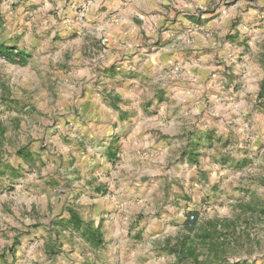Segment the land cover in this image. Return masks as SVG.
I'll list each match as a JSON object with an SVG mask.
<instances>
[{"label":"rangeland","instance_id":"1","mask_svg":"<svg viewBox=\"0 0 264 264\" xmlns=\"http://www.w3.org/2000/svg\"><path fill=\"white\" fill-rule=\"evenodd\" d=\"M166 2L153 32L119 39L106 30L119 18L113 0H0V46L27 55H0V264H83L81 253L107 264V242L59 221L91 217L96 180L111 198L140 172L166 198L130 222L159 221L136 264H264V0L182 5L196 43L175 50L159 44L176 29L177 2ZM108 41L118 50L101 70L92 47ZM97 108L122 126L91 121ZM149 115L173 136L160 145L152 129L133 148Z\"/></svg>","mask_w":264,"mask_h":264},{"label":"crops","instance_id":"2","mask_svg":"<svg viewBox=\"0 0 264 264\" xmlns=\"http://www.w3.org/2000/svg\"><path fill=\"white\" fill-rule=\"evenodd\" d=\"M177 2V9L172 10L169 7V11L167 13L168 17H175V22H173L172 27L175 26L176 29L168 30L164 34L168 37V39H164L159 41V44L163 47L162 50H175L181 47H188L187 49L193 48L194 44L196 43V37L193 36L194 33H189L190 31H186L181 28V25L190 26L191 23V12H185V16H182L180 12V8L182 5H186L188 8L194 7L197 2L202 3L204 6L209 0H175ZM113 4L116 5V9L119 12V18L117 19L116 23L115 20L111 23H107L108 30L107 34L110 35L114 32V28L117 27L116 32L113 37L119 36V39L126 38L130 33L137 35L138 38H143L144 35L150 34L149 31L153 32L155 28L161 24V20L163 18V10L162 4H165L166 0H113ZM167 3V2H166ZM201 5V6H202ZM121 7V8H120ZM165 12V11H164ZM103 14V13H102ZM136 19V20H134ZM122 25V26H121ZM96 28V42L98 39L101 38L100 28L105 27L97 25ZM117 35V36H116ZM110 39V37H109ZM170 43V44H169ZM115 45L108 41L105 46L107 49L101 47L99 43L95 44V48L92 47L97 54L96 56L93 54L95 59H99L96 61L97 67L101 68V70L106 69L105 63L110 61V57L117 54L115 49ZM124 47L127 51L131 49L130 41H125L123 45H119ZM165 47V48H164ZM89 51V46L86 47ZM85 51V49H84ZM104 54H107L105 56ZM107 58L106 61H103L104 58ZM110 63V62H109ZM103 77L97 76L95 78L96 82L101 84ZM132 81L136 82L135 79H131ZM101 88V87H100ZM101 90V89H100ZM116 94L119 97L124 98L127 95V92L122 88L117 89L116 87ZM112 93V92H111ZM131 111L132 107H123L121 111ZM105 113V108H103ZM164 109H160L159 112H163ZM138 113V111H137ZM115 109L109 108L106 110V114L100 116V111L97 108L94 113L92 114L91 121L93 119L102 121L106 123V127H111L115 125L112 129H119L122 124L120 122H116L119 119V115ZM107 115V117L105 116ZM161 117L157 118L156 115H149L144 118H140L138 120V125L133 126V135H138L139 143L133 148H139L142 146L148 145V139L152 137V129L160 130L161 134L158 139V143L160 145L165 143L166 138L173 136V133L170 130H164L158 124H162L160 120ZM105 127V126H104ZM99 129V126H97ZM144 137V139H142ZM188 137V136H187ZM194 136L192 135L191 138ZM154 142V140H153ZM132 167V166H131ZM137 173V170H132L130 172L131 175ZM138 176L134 178V182L130 181V178L123 174L121 177L122 185L125 186V190L118 191L116 195H100L101 191H99L100 181L96 180V187L94 196L92 197V201L90 205L91 208V217L86 218L83 216V221L91 226L99 227V231L102 233L103 240L107 242L106 247L109 248L107 251L106 261L107 264H136V259L139 257L141 253V248L143 247L144 239L148 237V232L152 229V226L159 225L158 222L156 223V219L152 221L150 224H146L145 221L141 220H134L132 227L130 226V222L137 217L138 214H144L150 212V210L155 204L161 203L162 200H165V192L160 187L154 186V184H147L140 182V177L144 175L146 179V172L137 173ZM147 174V180H148ZM137 180L139 182H137ZM126 192V194H124ZM102 194V193H101ZM162 199V200H161ZM161 200V201H160ZM171 200V199H170ZM164 220V214L162 217ZM161 222V221H160ZM151 226V227H150ZM154 228H157L154 226ZM133 236H135L133 238ZM154 236V235H153ZM153 236H150L151 238ZM154 239V238H153ZM152 239V240H153ZM85 245V243L77 242L74 246L78 249V246ZM131 259L130 260V257ZM78 261L84 262L83 264H91L95 261V264H106L104 260L101 259H94V255L92 253H81L77 255ZM114 260V261H111Z\"/></svg>","mask_w":264,"mask_h":264},{"label":"trees","instance_id":"3","mask_svg":"<svg viewBox=\"0 0 264 264\" xmlns=\"http://www.w3.org/2000/svg\"><path fill=\"white\" fill-rule=\"evenodd\" d=\"M0 55H2L9 62H18L22 64L26 62L27 57V55L19 52L14 53V51L10 48H6L3 46H0ZM17 57L19 59H16ZM59 225L65 228L72 226L78 229H81L84 226V229H82L83 235L87 234L86 237L89 239L90 244L93 246L103 245L104 240L102 237V233L99 231V227L97 226L92 228L88 224L84 223L81 216L76 212H73L68 219L59 221Z\"/></svg>","mask_w":264,"mask_h":264},{"label":"built area","instance_id":"4","mask_svg":"<svg viewBox=\"0 0 264 264\" xmlns=\"http://www.w3.org/2000/svg\"><path fill=\"white\" fill-rule=\"evenodd\" d=\"M188 220H192L193 219V215H189V217L187 218Z\"/></svg>","mask_w":264,"mask_h":264}]
</instances>
